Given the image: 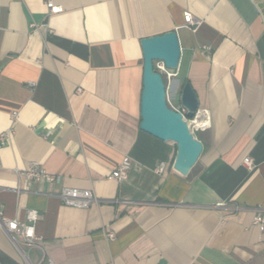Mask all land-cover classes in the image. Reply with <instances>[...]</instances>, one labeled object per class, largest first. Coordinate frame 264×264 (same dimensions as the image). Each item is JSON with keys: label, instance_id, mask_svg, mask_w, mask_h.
Masks as SVG:
<instances>
[{"label": "crops", "instance_id": "1", "mask_svg": "<svg viewBox=\"0 0 264 264\" xmlns=\"http://www.w3.org/2000/svg\"><path fill=\"white\" fill-rule=\"evenodd\" d=\"M45 1L0 0V132L11 129L0 211L22 221L37 210L43 250L20 244L30 261L264 264L252 224L264 208V0H51L54 13ZM185 13L199 25H185ZM169 30L181 55L168 92L178 102L188 82L210 120L189 168L139 128L140 39ZM124 156L131 168L118 180ZM31 162L56 180L24 179ZM62 186L98 201L64 205ZM0 262L25 264L2 230Z\"/></svg>", "mask_w": 264, "mask_h": 264}, {"label": "water", "instance_id": "2", "mask_svg": "<svg viewBox=\"0 0 264 264\" xmlns=\"http://www.w3.org/2000/svg\"><path fill=\"white\" fill-rule=\"evenodd\" d=\"M140 46L142 89L139 128L172 143L175 146V162L189 168L201 154L202 143L193 134L190 122L167 104L165 79L154 67L155 62H162L169 73H175L181 55L177 32L169 30L143 37ZM178 102L187 110L186 116L189 118L199 108L196 93L188 82L182 85Z\"/></svg>", "mask_w": 264, "mask_h": 264}, {"label": "built area", "instance_id": "3", "mask_svg": "<svg viewBox=\"0 0 264 264\" xmlns=\"http://www.w3.org/2000/svg\"><path fill=\"white\" fill-rule=\"evenodd\" d=\"M46 6L48 7L49 12L54 13L60 10L59 7H55L52 5L51 0H46ZM185 25L195 26L199 25V21H194L193 17L189 13H185L184 15ZM30 27H37L34 21L29 24ZM51 31V30H50ZM154 67L157 71H159L164 78L170 80L175 73L171 74L164 67L162 62H155ZM32 85V84H31ZM169 85L166 84V101L167 104L173 108L175 111H178L182 114L185 120H188L191 124V129L194 135L196 132L200 130H205L210 127V120L208 113L205 109L197 108L194 115L189 118L186 116V109L179 103L175 101V98L168 92ZM81 89H77L80 91ZM15 113L12 114L14 117ZM11 134V129L4 130L0 132V147L5 145L9 139ZM243 163L247 167H251L253 165L252 159L250 157H245L243 159ZM1 166V163H0ZM165 162L160 161L155 167L156 172H163L165 169ZM131 168V161L129 157L124 156L121 161L116 165V167L112 170L111 175L118 180H124L127 178L129 170ZM20 175L24 177V179L28 181H48L54 182L56 177L47 172L46 169L41 166L37 162H31L29 167L23 170L18 171ZM56 196L59 200L67 206L79 207V208H87L91 203L97 202L95 194L91 189H81L77 187L70 186H62L57 191ZM38 219V213L35 209H28L26 211L25 220H17L15 218H9L5 216L0 211V230H2L5 235L11 240V242L21 251L23 258L25 260V264H33L28 255L21 249L20 244H24L28 247L32 248H40L41 246V237L37 235L35 232V222ZM252 224L256 226L259 230L261 237H264V208L258 207L255 210V214L252 218ZM105 231V236L108 240L114 239L115 235L112 231ZM43 250V249H42ZM43 253L41 258L39 259L37 264H53L50 260L43 262ZM1 264V262H0Z\"/></svg>", "mask_w": 264, "mask_h": 264}, {"label": "rangeland", "instance_id": "4", "mask_svg": "<svg viewBox=\"0 0 264 264\" xmlns=\"http://www.w3.org/2000/svg\"><path fill=\"white\" fill-rule=\"evenodd\" d=\"M42 264H45V263H42Z\"/></svg>", "mask_w": 264, "mask_h": 264}]
</instances>
